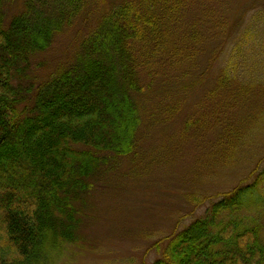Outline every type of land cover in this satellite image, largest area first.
<instances>
[{
  "label": "trees",
  "instance_id": "1",
  "mask_svg": "<svg viewBox=\"0 0 264 264\" xmlns=\"http://www.w3.org/2000/svg\"><path fill=\"white\" fill-rule=\"evenodd\" d=\"M12 1L0 0V264H56L75 239L79 200L105 165L137 147L146 107L139 95L161 75L153 64L183 66L172 77L162 66L170 79L161 90L178 96L171 79L191 74L187 64L202 51L203 36L195 24L189 36L177 35L186 8L179 0H122L81 37L67 63L39 80L38 57L75 23L86 1L23 0L17 11ZM215 11L201 19L215 21ZM249 34L246 28L233 40L212 99L228 90L232 97L246 93L257 80L264 53L251 48L261 40ZM192 75L186 89L202 76ZM255 173L156 243L160 254L152 264H264V165Z\"/></svg>",
  "mask_w": 264,
  "mask_h": 264
},
{
  "label": "rangeland",
  "instance_id": "2",
  "mask_svg": "<svg viewBox=\"0 0 264 264\" xmlns=\"http://www.w3.org/2000/svg\"><path fill=\"white\" fill-rule=\"evenodd\" d=\"M85 1L75 23L38 57L33 72L39 80L58 64L67 63L81 37L97 25L102 14L122 2ZM179 1L186 8L182 14L183 9L179 10L182 32L177 35L189 36L190 26L195 24L194 31L203 36L202 51L187 64L191 74L180 78V85L171 79L170 83L180 86L178 96L161 90L170 79L164 77L162 66H168L165 73L170 77L184 70L183 66L153 64L161 75L152 88L139 95L146 107L141 111L137 147L117 157L113 166L105 165L87 197L79 200L82 219L75 239L56 264H152L160 254L156 243L203 216L224 192L252 181L264 165V57L257 65V80L245 79L248 84L255 81L246 93L232 97L228 90L217 99L209 96L218 86L233 40L246 28L249 36L261 40V45L253 42L251 48L262 47L258 52L264 53V0ZM22 4L23 0H13L9 5L17 11ZM214 10L218 12L215 21L201 19L214 16ZM192 72L202 76L186 89L195 76ZM142 80L149 81L145 71ZM174 108L176 113L165 116L166 111L175 112Z\"/></svg>",
  "mask_w": 264,
  "mask_h": 264
}]
</instances>
